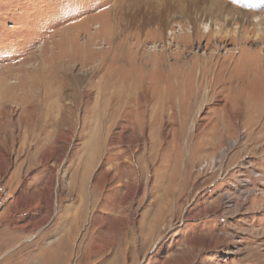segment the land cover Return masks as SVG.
<instances>
[{"label": "rangeland", "instance_id": "rangeland-1", "mask_svg": "<svg viewBox=\"0 0 264 264\" xmlns=\"http://www.w3.org/2000/svg\"><path fill=\"white\" fill-rule=\"evenodd\" d=\"M263 50L264 0H0V264H264Z\"/></svg>", "mask_w": 264, "mask_h": 264}, {"label": "bare ground", "instance_id": "bare-ground-1", "mask_svg": "<svg viewBox=\"0 0 264 264\" xmlns=\"http://www.w3.org/2000/svg\"><path fill=\"white\" fill-rule=\"evenodd\" d=\"M259 19L260 18L255 17V20L259 21ZM201 30L203 31V34H202L203 36H208L210 34L211 30H212V27H211L210 24H209V26L207 24H205V25L201 26ZM217 33H219V32H217ZM236 38H237L238 41H243L242 37L237 36ZM256 38L258 39L259 37H256ZM244 40L245 41H243V42H246V38H244ZM254 51H255V49H254ZM261 54L264 55V50L261 52ZM216 63H217V61L216 62H208V61L207 62H201L199 70H198L199 77L202 74H204V76H208L209 73L211 74L213 72V69L215 68V66L217 67L216 70L218 69L217 71L222 73L225 70V68H223V69L220 68L221 61H219L217 65H216ZM72 235H73V231H71V230L69 231L68 229L65 228L64 236L61 239V241L58 242V247L57 248L59 250V255L56 256L55 261L53 260L54 264H64L65 263L67 255H68L69 243H70V240L72 238ZM13 240H14V238L11 240V242ZM100 249L101 248H99V246H95L94 245L93 248L90 249V251H91V253L93 255L97 256L99 251H100ZM77 264H79V262H77Z\"/></svg>", "mask_w": 264, "mask_h": 264}]
</instances>
